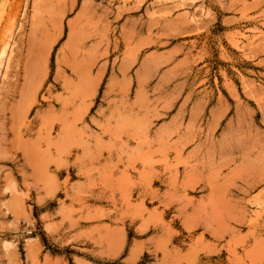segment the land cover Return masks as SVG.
<instances>
[{
  "label": "rangeland",
  "instance_id": "rangeland-1",
  "mask_svg": "<svg viewBox=\"0 0 264 264\" xmlns=\"http://www.w3.org/2000/svg\"><path fill=\"white\" fill-rule=\"evenodd\" d=\"M5 2L0 264H264V0Z\"/></svg>",
  "mask_w": 264,
  "mask_h": 264
},
{
  "label": "bare ground",
  "instance_id": "bare-ground-1",
  "mask_svg": "<svg viewBox=\"0 0 264 264\" xmlns=\"http://www.w3.org/2000/svg\"><path fill=\"white\" fill-rule=\"evenodd\" d=\"M7 1H8V0H7ZM4 3H6L5 0H0V13H1V14H2V12H3V11L1 12V7H2V6H5ZM4 8H5V7H4ZM2 10H3V8H2ZM33 64H34V63H33ZM36 66H37V65H34V67H36ZM32 69H33V68H32ZM36 70H37V69H36ZM32 71H33V70H32ZM34 72H35V69H34ZM34 72H33V73H34ZM27 74H29V72H28ZM36 74H37V73H36ZM34 76H35V74H34ZM31 78L34 79V78H33V74H32V77H31ZM36 80H37V79H36ZM34 81H35V79H34ZM33 94H34V93H33ZM38 149H39V148H38ZM27 154H28V153H27ZM30 157H31V156H30Z\"/></svg>",
  "mask_w": 264,
  "mask_h": 264
}]
</instances>
